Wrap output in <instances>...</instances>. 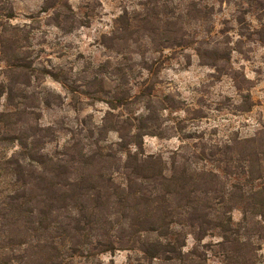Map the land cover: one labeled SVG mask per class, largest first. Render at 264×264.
I'll return each instance as SVG.
<instances>
[{"label": "rangeland", "instance_id": "1", "mask_svg": "<svg viewBox=\"0 0 264 264\" xmlns=\"http://www.w3.org/2000/svg\"><path fill=\"white\" fill-rule=\"evenodd\" d=\"M2 1L11 6L13 16L3 19L0 38L8 43L18 40L19 48L0 52V113H9L2 117L5 125L0 124V130L9 128L13 139L3 144L6 148L0 147V158L18 151L24 137L31 142L33 133L49 156L67 151L68 144H75V151L91 147L113 154L119 133L108 128L123 129L129 119L132 133L147 126L148 133L141 138L145 154L169 159L180 151L191 170H210L217 164V156H211L217 147L253 137L264 125V9L255 3H160L157 15L171 42L175 34L192 40L164 47L160 35L144 36L148 26L141 25L140 18L148 0ZM66 2L77 19L70 31L56 26L54 19ZM196 9L202 12L201 20L194 17ZM127 22L132 24L131 34L124 41L119 26ZM13 54L32 62L28 86L22 84L27 79L21 70L8 68L5 55ZM51 72L62 81L52 78ZM145 87H150L153 112L139 97ZM194 153L206 158L194 159ZM110 162L102 163L100 172H111ZM6 181L0 178V200L8 192ZM240 218V210L235 209L233 219ZM23 227L22 222L13 225L14 239ZM5 237L0 229V244ZM215 241L206 237L195 242L189 236L185 250L197 246L207 255V264H217ZM258 244L257 264H264V242ZM41 263L39 259L33 264ZM74 264L150 263L131 250L99 253L91 247L75 257Z\"/></svg>", "mask_w": 264, "mask_h": 264}, {"label": "trees", "instance_id": "2", "mask_svg": "<svg viewBox=\"0 0 264 264\" xmlns=\"http://www.w3.org/2000/svg\"><path fill=\"white\" fill-rule=\"evenodd\" d=\"M148 1L140 18L141 25L148 26L146 38L160 35L164 47L192 42L179 32L181 28L177 31L181 35L175 34L171 42L169 31L160 25L158 5L168 0ZM243 1L264 9V0ZM60 8L54 15L56 26L70 31L77 19L67 2ZM195 11V19L201 20V10ZM12 16L11 6L0 0V27L3 19ZM131 26L128 22L119 26L124 41L130 38ZM17 41L8 43L1 37L0 52L15 51ZM4 59L8 68L24 73L27 80L22 84L28 86L32 62L15 54ZM50 76L62 81L57 72ZM149 88L139 97L153 112ZM12 99L10 94L9 105ZM4 115L9 113H0L1 125H5ZM125 120L123 129L108 128L119 133L113 154L91 147L75 151V144H68L67 151L49 156L41 151L43 141L33 133L31 142L24 137L18 151L0 158V178L8 179L9 185L0 200V229L6 232L0 244V264H33L39 259L41 264H74V258L91 247L99 253L131 250L150 264H207V255L197 246L185 250L189 236L195 242L215 238L220 254L217 264H257L258 243L264 242V125L253 137L217 147L211 153L217 156L215 168L196 171L180 151L169 159L145 154L141 138L148 133L147 126H138L132 133V123ZM9 131L0 130L1 148L13 141ZM194 157L206 158L195 153ZM111 160L114 169L100 172L98 167ZM235 209L241 212L238 221L233 219ZM18 222L24 227L14 239L12 228Z\"/></svg>", "mask_w": 264, "mask_h": 264}]
</instances>
